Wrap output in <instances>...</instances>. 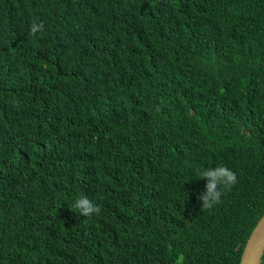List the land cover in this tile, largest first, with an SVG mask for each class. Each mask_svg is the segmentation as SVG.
Returning <instances> with one entry per match:
<instances>
[{
	"label": "trees",
	"instance_id": "trees-1",
	"mask_svg": "<svg viewBox=\"0 0 264 264\" xmlns=\"http://www.w3.org/2000/svg\"><path fill=\"white\" fill-rule=\"evenodd\" d=\"M263 211L264 0H0V264H237Z\"/></svg>",
	"mask_w": 264,
	"mask_h": 264
},
{
	"label": "clouds",
	"instance_id": "clouds-1",
	"mask_svg": "<svg viewBox=\"0 0 264 264\" xmlns=\"http://www.w3.org/2000/svg\"><path fill=\"white\" fill-rule=\"evenodd\" d=\"M45 31L44 22L39 18H33L29 35L37 36L42 35ZM200 179L207 181L205 185V191L202 195L198 196V200L202 206V209H212L214 206L221 202V197L225 191H230L237 183V175L234 171L230 170L226 165H218L215 168L202 169L199 173ZM72 207L78 210L83 217H90L93 214H99L101 207L87 196H80L75 199ZM183 254L178 255L175 260V264H183Z\"/></svg>",
	"mask_w": 264,
	"mask_h": 264
},
{
	"label": "water",
	"instance_id": "water-1",
	"mask_svg": "<svg viewBox=\"0 0 264 264\" xmlns=\"http://www.w3.org/2000/svg\"><path fill=\"white\" fill-rule=\"evenodd\" d=\"M264 248V211L256 219L240 250L237 264H258Z\"/></svg>",
	"mask_w": 264,
	"mask_h": 264
}]
</instances>
